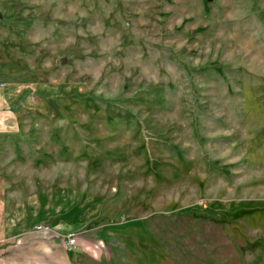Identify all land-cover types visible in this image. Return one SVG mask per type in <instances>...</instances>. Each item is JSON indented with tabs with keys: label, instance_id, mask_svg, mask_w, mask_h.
Instances as JSON below:
<instances>
[{
	"label": "rangeland",
	"instance_id": "obj_1",
	"mask_svg": "<svg viewBox=\"0 0 264 264\" xmlns=\"http://www.w3.org/2000/svg\"><path fill=\"white\" fill-rule=\"evenodd\" d=\"M0 56L3 229L75 232L66 264H264V0H0Z\"/></svg>",
	"mask_w": 264,
	"mask_h": 264
},
{
	"label": "crops",
	"instance_id": "obj_2",
	"mask_svg": "<svg viewBox=\"0 0 264 264\" xmlns=\"http://www.w3.org/2000/svg\"><path fill=\"white\" fill-rule=\"evenodd\" d=\"M1 85L0 77V137H3L17 132L18 118ZM82 248L83 245L78 246L76 257L82 258ZM68 255L65 243L63 245L44 236L19 232L16 226L3 229V224H0V264H66ZM74 256L70 255V258Z\"/></svg>",
	"mask_w": 264,
	"mask_h": 264
},
{
	"label": "built area",
	"instance_id": "obj_3",
	"mask_svg": "<svg viewBox=\"0 0 264 264\" xmlns=\"http://www.w3.org/2000/svg\"><path fill=\"white\" fill-rule=\"evenodd\" d=\"M38 231L41 232H50L52 229L49 226L39 225L37 227ZM65 244L67 249L70 251L77 246V234L75 232H69L64 236Z\"/></svg>",
	"mask_w": 264,
	"mask_h": 264
}]
</instances>
